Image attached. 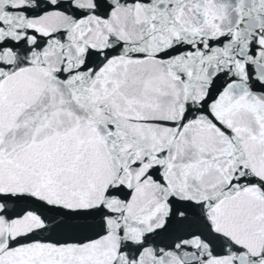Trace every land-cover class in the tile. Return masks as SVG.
I'll use <instances>...</instances> for the list:
<instances>
[{"label": "snow or ice", "instance_id": "6c2138e0", "mask_svg": "<svg viewBox=\"0 0 264 264\" xmlns=\"http://www.w3.org/2000/svg\"><path fill=\"white\" fill-rule=\"evenodd\" d=\"M0 264H264V0H0Z\"/></svg>", "mask_w": 264, "mask_h": 264}]
</instances>
